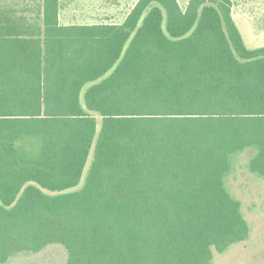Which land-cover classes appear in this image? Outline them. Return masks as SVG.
Masks as SVG:
<instances>
[{"label": "trees", "instance_id": "16d2710c", "mask_svg": "<svg viewBox=\"0 0 264 264\" xmlns=\"http://www.w3.org/2000/svg\"><path fill=\"white\" fill-rule=\"evenodd\" d=\"M73 2L0 0V264H212L250 236L245 152L264 179V47L233 0L62 24Z\"/></svg>", "mask_w": 264, "mask_h": 264}, {"label": "rangeland", "instance_id": "374dc122", "mask_svg": "<svg viewBox=\"0 0 264 264\" xmlns=\"http://www.w3.org/2000/svg\"><path fill=\"white\" fill-rule=\"evenodd\" d=\"M137 0H76L61 12V23H121ZM187 0H178L184 7ZM232 17L247 48L264 47V0H233ZM252 156L245 152L231 178L230 188L242 203L250 226L249 239L215 255L212 264H264V179L246 172L244 164ZM66 254L59 245L35 255H21L7 264H64Z\"/></svg>", "mask_w": 264, "mask_h": 264}, {"label": "crops", "instance_id": "0c3cea01", "mask_svg": "<svg viewBox=\"0 0 264 264\" xmlns=\"http://www.w3.org/2000/svg\"><path fill=\"white\" fill-rule=\"evenodd\" d=\"M65 9H66V8H65ZM65 9H64V10H65ZM62 24H63V23H62Z\"/></svg>", "mask_w": 264, "mask_h": 264}]
</instances>
